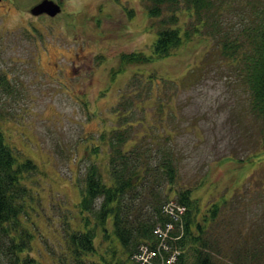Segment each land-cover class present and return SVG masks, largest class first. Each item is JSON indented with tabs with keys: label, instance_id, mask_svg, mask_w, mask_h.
Instances as JSON below:
<instances>
[{
	"label": "rangeland",
	"instance_id": "obj_1",
	"mask_svg": "<svg viewBox=\"0 0 264 264\" xmlns=\"http://www.w3.org/2000/svg\"><path fill=\"white\" fill-rule=\"evenodd\" d=\"M43 1L0 0V65L16 91L3 101L9 117L3 129L9 146L37 166L23 181L35 198L30 228L38 261L73 264L66 240L82 228L85 173L96 163L110 181L108 136L115 129L129 136L127 149L151 147V158L178 155L172 192L164 175L154 173L162 198L176 202L175 191L192 189L203 212L228 201L211 226L227 261L248 236L264 238L261 125L216 36L203 29L168 57L131 63L125 57L134 52L152 55L160 28L145 2L76 0L82 7L73 14L67 0H53L58 15L33 14ZM230 12L236 23L239 11ZM190 22L184 15L178 25ZM108 227L107 240L97 230L98 253L87 259L124 260Z\"/></svg>",
	"mask_w": 264,
	"mask_h": 264
},
{
	"label": "trees",
	"instance_id": "obj_2",
	"mask_svg": "<svg viewBox=\"0 0 264 264\" xmlns=\"http://www.w3.org/2000/svg\"><path fill=\"white\" fill-rule=\"evenodd\" d=\"M142 1L149 16L159 20L153 53L147 56L134 52L125 59L144 64L168 57L192 35L203 29L209 31L218 39L222 57L236 65L238 81L249 94V109L261 125L264 142V0ZM230 11H239L236 23L232 22ZM184 15L191 20L187 27L178 25ZM11 77L0 65V264H41L34 256L35 234L30 228L34 224L30 204L35 198L23 181L37 166L9 146L3 129L9 118L3 101L16 96ZM108 137L111 151L106 173L110 181L107 182L96 163L86 170L80 203L82 228L69 233L66 240L73 264H99L87 258L98 253L95 244L98 229L108 239V226L123 248L124 260L117 264H131L130 259H135L133 264H141L135 257H141L147 250L150 255L147 264L167 263L173 257L174 264H264V238L260 235L246 237L229 261L227 253L218 250L220 246L212 237L211 226L228 201L212 204L203 212L198 201L191 197L192 189L175 191L176 202L170 201V195L162 198L157 193L161 182L154 176L155 172L164 175L173 191L179 173L178 155L162 152L157 160L151 158L156 157L151 147L127 149L129 136L123 130L115 129ZM144 159L148 161L140 171ZM138 185L142 186L140 193L136 189ZM157 228L162 235L155 232ZM258 246L263 247L262 252ZM102 261L112 264V259ZM61 263L68 264L65 259Z\"/></svg>",
	"mask_w": 264,
	"mask_h": 264
},
{
	"label": "water",
	"instance_id": "obj_3",
	"mask_svg": "<svg viewBox=\"0 0 264 264\" xmlns=\"http://www.w3.org/2000/svg\"><path fill=\"white\" fill-rule=\"evenodd\" d=\"M61 12V7L53 0H44L33 8L32 13L35 15L48 14L52 17Z\"/></svg>",
	"mask_w": 264,
	"mask_h": 264
},
{
	"label": "built area",
	"instance_id": "obj_4",
	"mask_svg": "<svg viewBox=\"0 0 264 264\" xmlns=\"http://www.w3.org/2000/svg\"><path fill=\"white\" fill-rule=\"evenodd\" d=\"M168 212L172 214V217H173L175 220H178V217H176V216L173 214V212H172L171 210H170V211L168 210ZM155 232H156L157 234H159V235H162L161 230H160L159 228H157ZM144 253H145V254H144V255H141V257H139V256H136V257H135V258L138 257V258H137L138 263L141 261V262H142L141 264H147V263H146V259L149 258L150 255H149L148 250H147V252L145 251ZM173 260H174V261H173ZM174 262H175V258L173 257L172 261H169V262H167V263H163V264H174ZM161 264H162V263H161Z\"/></svg>",
	"mask_w": 264,
	"mask_h": 264
},
{
	"label": "clouds",
	"instance_id": "obj_5",
	"mask_svg": "<svg viewBox=\"0 0 264 264\" xmlns=\"http://www.w3.org/2000/svg\"><path fill=\"white\" fill-rule=\"evenodd\" d=\"M67 3L72 7L73 14L78 13L80 11V8L82 7V3L80 6L76 5V0H67Z\"/></svg>",
	"mask_w": 264,
	"mask_h": 264
}]
</instances>
